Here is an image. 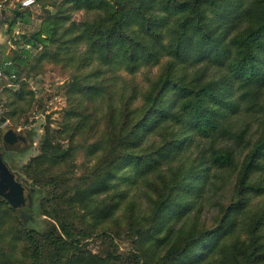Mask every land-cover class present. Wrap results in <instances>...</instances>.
<instances>
[{
	"label": "rangeland",
	"instance_id": "1",
	"mask_svg": "<svg viewBox=\"0 0 264 264\" xmlns=\"http://www.w3.org/2000/svg\"><path fill=\"white\" fill-rule=\"evenodd\" d=\"M22 1L0 0V26L11 28L13 38L0 67L8 77L16 75L4 81L11 86L0 96V159L14 182L0 194V264H31L32 236L54 230L73 245L62 264H76L72 255L78 249L86 255L83 264H154L166 258L164 264H179L199 248L206 257L194 264H264V195H251L238 211L236 185L240 162L264 135L262 113H240L251 144L241 151L238 167L217 171L202 199L181 217L166 208L175 199L166 167L142 182L143 174H134L126 157L135 151L142 161L158 140L151 136L146 150L131 145L140 124L151 118L165 77L215 72L196 52L184 64L175 56L177 25L186 13L163 14L162 0H35L30 7ZM203 10L206 23L216 21L208 5ZM10 129L24 137L23 149L5 146ZM46 139L70 155L44 162L40 181L26 167ZM165 173L167 179H159ZM53 181L60 184L55 192ZM78 189L85 201L72 205L67 200L76 199ZM50 207L73 229L72 238L45 214ZM204 231L211 235L199 244Z\"/></svg>",
	"mask_w": 264,
	"mask_h": 264
},
{
	"label": "trees",
	"instance_id": "2",
	"mask_svg": "<svg viewBox=\"0 0 264 264\" xmlns=\"http://www.w3.org/2000/svg\"><path fill=\"white\" fill-rule=\"evenodd\" d=\"M209 1L162 0L163 14L171 13L180 17L186 13L177 25L179 44L175 56L184 64L188 62L186 55L196 52L201 58H206L205 63L214 66L215 72L204 73L203 76L185 74L180 78L165 77L161 92L155 99L157 104L151 108L153 114L140 124V132L131 145H142L139 149H145L151 136L158 135V140L153 144L152 151L143 155L142 161L139 160L142 156L136 157L135 151L126 155L132 161L133 173L143 174L142 182L148 179L150 173L156 174L161 167H166L165 172L171 175L172 196L175 197L172 203L166 202V208L170 214L178 217L188 212L186 210L191 209L195 201L202 199L217 171L238 167L241 151L251 144L250 128L239 124L240 113L250 111L264 115V0ZM205 5L218 16L210 24L204 20L207 12L203 10ZM188 12L192 13L191 17ZM146 24L150 27L148 22ZM115 33L112 32V40L116 37ZM7 35L8 42L12 43L11 28ZM24 42L28 45L30 40L26 38ZM132 63L133 60H129V64ZM169 90L173 94L167 100ZM68 155L70 150L59 143L51 144L46 139L41 154L32 158L27 165V173L42 181L44 162L56 158L58 162H63ZM240 164L242 166L236 181L240 196L238 205L241 203L238 211L244 209L251 195H264V135L260 136L255 147ZM167 173L159 179H167ZM257 174L259 176L255 177ZM68 179H64L63 185ZM53 184L55 192L60 184L55 181ZM83 195L85 191L78 189L74 196L76 199L70 198L72 202L69 199L67 202L72 205L83 203ZM185 200L187 202L184 204ZM44 212L58 223L69 239L73 237V229L65 225L55 208H46ZM223 223L227 221L223 220ZM169 233L160 241H165ZM210 233L202 232L198 236L199 244L209 238ZM38 236L35 234L31 238V264H62L63 258L72 254L73 245L61 237L57 230L42 238ZM201 250H195L179 264L196 263ZM72 256L76 264L85 262L86 255L80 249ZM205 257L206 254L202 255L199 261ZM169 259L154 264H164ZM248 262H251L250 259Z\"/></svg>",
	"mask_w": 264,
	"mask_h": 264
},
{
	"label": "water",
	"instance_id": "3",
	"mask_svg": "<svg viewBox=\"0 0 264 264\" xmlns=\"http://www.w3.org/2000/svg\"><path fill=\"white\" fill-rule=\"evenodd\" d=\"M4 144L11 150H21L25 147V143L22 140L17 139L15 132L10 129L4 134ZM14 184L13 178L9 173L7 166L0 159V194L6 190L7 186Z\"/></svg>",
	"mask_w": 264,
	"mask_h": 264
},
{
	"label": "built area",
	"instance_id": "4",
	"mask_svg": "<svg viewBox=\"0 0 264 264\" xmlns=\"http://www.w3.org/2000/svg\"><path fill=\"white\" fill-rule=\"evenodd\" d=\"M35 3V0H24L21 2L22 7H30ZM7 66V65H5ZM16 77L15 73H12L10 77L6 75V68H0V96L6 87H10L11 84H4V81L12 80Z\"/></svg>",
	"mask_w": 264,
	"mask_h": 264
},
{
	"label": "crops",
	"instance_id": "5",
	"mask_svg": "<svg viewBox=\"0 0 264 264\" xmlns=\"http://www.w3.org/2000/svg\"><path fill=\"white\" fill-rule=\"evenodd\" d=\"M8 30H4L2 26H0V57L5 59V55H8L10 52V42H8ZM6 65V64H5Z\"/></svg>",
	"mask_w": 264,
	"mask_h": 264
},
{
	"label": "flooded vegetation",
	"instance_id": "6",
	"mask_svg": "<svg viewBox=\"0 0 264 264\" xmlns=\"http://www.w3.org/2000/svg\"><path fill=\"white\" fill-rule=\"evenodd\" d=\"M15 135H16L17 139L22 140L25 143V139L21 134H18L15 132Z\"/></svg>",
	"mask_w": 264,
	"mask_h": 264
}]
</instances>
